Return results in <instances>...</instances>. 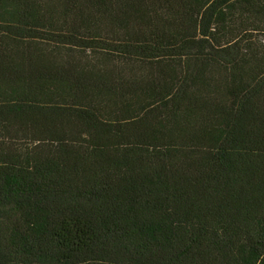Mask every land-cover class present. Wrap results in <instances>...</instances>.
I'll use <instances>...</instances> for the list:
<instances>
[{"label": "trees", "instance_id": "trees-1", "mask_svg": "<svg viewBox=\"0 0 264 264\" xmlns=\"http://www.w3.org/2000/svg\"><path fill=\"white\" fill-rule=\"evenodd\" d=\"M0 264H264V0H0Z\"/></svg>", "mask_w": 264, "mask_h": 264}]
</instances>
